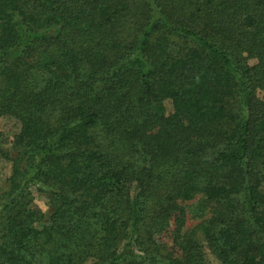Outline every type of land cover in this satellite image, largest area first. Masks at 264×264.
<instances>
[{
    "label": "trees",
    "instance_id": "trees-1",
    "mask_svg": "<svg viewBox=\"0 0 264 264\" xmlns=\"http://www.w3.org/2000/svg\"><path fill=\"white\" fill-rule=\"evenodd\" d=\"M2 119L0 264H264V0H0Z\"/></svg>",
    "mask_w": 264,
    "mask_h": 264
},
{
    "label": "rangeland",
    "instance_id": "rangeland-1",
    "mask_svg": "<svg viewBox=\"0 0 264 264\" xmlns=\"http://www.w3.org/2000/svg\"><path fill=\"white\" fill-rule=\"evenodd\" d=\"M165 106L167 109L170 108L168 103H166ZM0 130H2L7 135H11L15 133V131L17 130V127L15 126L13 121L8 120V119H2L0 120ZM0 167H1L0 187H2L3 181L7 178L8 173H9V165L7 163L1 162ZM33 205L35 208L41 210L44 213L47 211L44 203L38 198L34 200ZM195 224H197V221L190 219L187 225L188 227H191V226H194Z\"/></svg>",
    "mask_w": 264,
    "mask_h": 264
}]
</instances>
